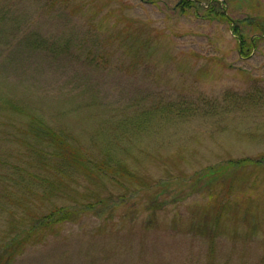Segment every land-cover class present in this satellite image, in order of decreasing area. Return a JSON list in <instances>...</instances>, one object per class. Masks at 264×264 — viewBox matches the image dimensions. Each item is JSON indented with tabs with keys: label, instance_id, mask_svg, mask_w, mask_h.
<instances>
[{
	"label": "rangeland",
	"instance_id": "1",
	"mask_svg": "<svg viewBox=\"0 0 264 264\" xmlns=\"http://www.w3.org/2000/svg\"><path fill=\"white\" fill-rule=\"evenodd\" d=\"M0 264H264V0H0Z\"/></svg>",
	"mask_w": 264,
	"mask_h": 264
},
{
	"label": "trees",
	"instance_id": "2",
	"mask_svg": "<svg viewBox=\"0 0 264 264\" xmlns=\"http://www.w3.org/2000/svg\"><path fill=\"white\" fill-rule=\"evenodd\" d=\"M233 163L238 164L239 167H241V168H245V167H247V165L250 164V161L248 160V158H246V159H243V160H239L237 162L233 161ZM55 214L57 215V219L59 221L61 220V218H60L61 216H63V220L64 219H68L69 216H70V214H68L67 212H65V213L60 212L59 208L56 210V213Z\"/></svg>",
	"mask_w": 264,
	"mask_h": 264
}]
</instances>
